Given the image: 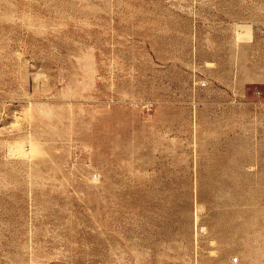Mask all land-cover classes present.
Here are the masks:
<instances>
[{
    "label": "rangeland",
    "instance_id": "obj_1",
    "mask_svg": "<svg viewBox=\"0 0 264 264\" xmlns=\"http://www.w3.org/2000/svg\"><path fill=\"white\" fill-rule=\"evenodd\" d=\"M0 264H264V0H0Z\"/></svg>",
    "mask_w": 264,
    "mask_h": 264
}]
</instances>
